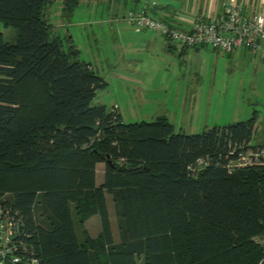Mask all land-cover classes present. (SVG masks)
<instances>
[{"label":"trees","instance_id":"trees-1","mask_svg":"<svg viewBox=\"0 0 264 264\" xmlns=\"http://www.w3.org/2000/svg\"><path fill=\"white\" fill-rule=\"evenodd\" d=\"M47 4L0 0L18 32L10 43L0 31V204L25 241L45 264H264V163L231 165L264 146L251 144L256 116L191 134L165 116L123 121L93 103L107 83L53 34Z\"/></svg>","mask_w":264,"mask_h":264},{"label":"rangeland","instance_id":"rangeland-1","mask_svg":"<svg viewBox=\"0 0 264 264\" xmlns=\"http://www.w3.org/2000/svg\"><path fill=\"white\" fill-rule=\"evenodd\" d=\"M132 10H140L132 0H79L72 11L64 10V0H48L45 13L53 34L67 48L76 45L80 58L92 63L107 83L97 90L94 104L117 109L125 122L165 116L176 131L188 134L255 115L258 127L252 143L264 140V60L258 58L257 64L210 47L183 52L182 45L159 32L137 31L127 19ZM0 31L7 42H16L15 27L0 22ZM149 31L159 34L157 40L145 37ZM104 167H98L99 176ZM109 205L119 236L110 195ZM77 232L82 239L79 228Z\"/></svg>","mask_w":264,"mask_h":264},{"label":"built area","instance_id":"built-area-1","mask_svg":"<svg viewBox=\"0 0 264 264\" xmlns=\"http://www.w3.org/2000/svg\"><path fill=\"white\" fill-rule=\"evenodd\" d=\"M127 19L137 31L152 29L182 46L210 47L225 53L242 47L264 57V15L257 11L246 13L234 0H227L219 15L197 16L188 31L174 29L148 15L145 9L130 11ZM259 163H264V146L240 150L231 165ZM0 264H45L34 245L23 238L18 214L3 204H0Z\"/></svg>","mask_w":264,"mask_h":264},{"label":"crops","instance_id":"crops-1","mask_svg":"<svg viewBox=\"0 0 264 264\" xmlns=\"http://www.w3.org/2000/svg\"><path fill=\"white\" fill-rule=\"evenodd\" d=\"M132 1L133 3H135L136 9H145L146 12H150L151 15H154L157 19L165 21L176 30L183 29L185 31H188L192 28L194 20L196 19L197 16L200 15L215 16L222 13L224 10V4L227 0H151V1L132 0ZM234 1L240 3L244 7L246 13L257 11L264 15V0H234ZM139 5H142L143 7L139 8ZM157 36H159V34L153 31H149L145 33V37H151L156 40H157ZM187 48H189V46H182L183 52H185ZM203 48L206 47H196V50L205 52ZM213 50L217 52L220 51L215 49ZM228 54H233L235 58L244 56L245 58L249 59V61L255 62L257 64L260 62L259 59L264 60V57H262L260 54H255L250 50L242 47ZM235 121H239V120H235ZM240 121H245V120H240ZM257 127H258V123L256 122L255 130L257 129ZM251 144L261 145L264 144V140L259 141L255 144L252 143L251 140ZM100 164L101 163L97 165L98 183H101L104 177V172L101 176L98 175V167L100 166ZM109 210L110 213L112 214L113 212L111 210L110 205H109ZM96 216L97 215L90 217L84 224L88 233L93 237H97L101 232V222L100 219ZM114 234L116 239H118L117 234L116 233ZM261 238L264 239V235Z\"/></svg>","mask_w":264,"mask_h":264}]
</instances>
